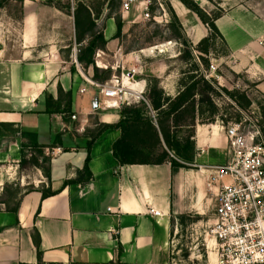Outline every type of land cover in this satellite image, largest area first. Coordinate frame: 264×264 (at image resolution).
Listing matches in <instances>:
<instances>
[{
    "label": "crops",
    "instance_id": "1",
    "mask_svg": "<svg viewBox=\"0 0 264 264\" xmlns=\"http://www.w3.org/2000/svg\"><path fill=\"white\" fill-rule=\"evenodd\" d=\"M66 1L67 12L23 0L17 53L0 45V189L21 170L23 150L26 162L28 155L38 161L23 165L26 183L14 208L0 202V264H171L175 216H204L216 205L217 187L209 189L207 182L208 167L227 159L219 120L202 122L195 105L193 163L176 168L168 160L121 165L112 153L121 134L114 125L123 106L143 102L136 97L150 108L151 87L177 97L190 72L183 50L203 75L207 68L198 64L197 45L209 28L180 0H134L128 10L121 9L122 0ZM193 1L208 14L218 13L219 35L207 56L217 66L218 82L258 95L263 106L264 0ZM79 7L87 8L94 28L76 40L82 32L74 19ZM46 15L60 24L50 17L46 22ZM172 15L187 46L167 36ZM150 19L163 29L164 42L130 47L138 25ZM93 43V54L85 55ZM100 72L107 76L99 79ZM112 76H122L131 103L101 108L98 88L86 80L105 83ZM47 97L57 111H46ZM103 125L108 128L89 145ZM46 148L54 154L46 156Z\"/></svg>",
    "mask_w": 264,
    "mask_h": 264
},
{
    "label": "built area",
    "instance_id": "2",
    "mask_svg": "<svg viewBox=\"0 0 264 264\" xmlns=\"http://www.w3.org/2000/svg\"><path fill=\"white\" fill-rule=\"evenodd\" d=\"M133 2L122 0L121 9L128 10ZM216 70L217 66L211 63L203 70L204 78L218 81ZM86 81L98 88L101 108L131 103L132 95L124 90L122 76L120 79L112 76L105 83ZM136 100L146 102L142 96ZM149 115L155 123L156 116L150 108ZM219 123L227 142V159L223 164L208 167L207 182L209 189L212 185L217 187L214 218L207 231L213 240L215 261L216 264H264V137L256 121L247 114L239 121L219 119ZM54 152L55 149L44 150L46 156ZM147 211L160 215L151 207Z\"/></svg>",
    "mask_w": 264,
    "mask_h": 264
},
{
    "label": "trees",
    "instance_id": "3",
    "mask_svg": "<svg viewBox=\"0 0 264 264\" xmlns=\"http://www.w3.org/2000/svg\"><path fill=\"white\" fill-rule=\"evenodd\" d=\"M180 1L195 12L200 20L209 28V35L197 45L199 52L206 55V58L198 57L201 65L203 68H207L209 65L207 56L213 51V41L219 35L214 24L218 13H206L193 0ZM74 19L76 29L81 28L82 30L81 34L77 33L76 40L92 32L94 23L87 8H76L74 10ZM169 28L171 34L175 35V38L181 39L183 44L187 46L185 40L182 38L180 26L174 15L171 17ZM98 37L100 36L95 38ZM84 52L85 55H92L94 52V43L91 46L88 45ZM183 55L191 56L187 49L183 51ZM80 58L81 56L79 55L78 59ZM186 79L188 80L187 84H185L184 89L174 99L163 96L162 90L157 87H151L149 89L146 98L151 110L157 112L155 123L149 115V108L143 102L138 105L123 106L121 108L120 119L114 125L120 129L121 134L112 145L113 156L121 165L161 164L168 160L176 168L193 163L194 143L191 137L195 120V105L197 104L198 106L197 114L199 118H204L205 120L202 119L203 121L211 122L213 120L212 116L216 111L211 95H216L217 91L213 86L214 82L205 79L203 75L196 71V68L190 70L188 75H186ZM221 90L229 97L235 98L234 92L225 88ZM242 98L245 99L244 95H242ZM164 104H166L165 109L163 108ZM245 104L249 105L250 101L246 100ZM56 106L57 104L47 97L46 111H57L58 108ZM186 114H190L191 116V120L188 122L184 118ZM260 115L262 118L260 128L264 137V106L262 105L260 107ZM99 127L98 132L90 137L89 145L101 131L108 128L106 125ZM182 128H188L187 135L181 134L183 132ZM37 152L40 155V150ZM169 152L180 161L178 162L170 158ZM30 161L33 164H38L36 157H32ZM24 162L26 160L23 150L21 163ZM83 172L87 175V178L90 176L86 164ZM45 195L43 193V196ZM33 241L35 245L38 244L35 237Z\"/></svg>",
    "mask_w": 264,
    "mask_h": 264
},
{
    "label": "rangeland",
    "instance_id": "4",
    "mask_svg": "<svg viewBox=\"0 0 264 264\" xmlns=\"http://www.w3.org/2000/svg\"><path fill=\"white\" fill-rule=\"evenodd\" d=\"M38 2L40 4L54 5L66 12L69 10L66 0H38ZM23 16V0H0V45L10 51L13 56L17 53L20 46ZM49 17L50 22L56 19V17L51 19V15H46V22L49 21ZM53 23L57 25L60 24V22L55 21H53ZM163 32V29L150 19L138 25L135 36L129 40V46L145 44V46L147 45L148 47L151 44H154V42L157 44L159 42L163 43L164 37L170 36L175 38V35L171 33L170 35L168 34L167 36H164ZM183 51L181 58L190 63L188 69L192 70V68L196 67V62L191 61V56L188 57L187 55H183ZM219 53L220 50L217 51L215 55H218ZM172 54H174V52H172ZM200 56L206 58L205 54ZM198 62H200V60ZM198 64L201 65V62ZM97 76L99 79H103L107 75L104 72H100ZM213 82V86L217 91L216 95H211L216 108V111L212 116L213 119H223L225 122H234L239 121L245 114H247L256 121L259 128L261 127L262 118L260 115V107L261 102H263L261 97L253 93L246 95L241 90V87L238 89L235 88V86L227 85L222 81L218 82L217 80H213ZM223 88L234 92L235 98H231L225 94L221 90ZM242 95H244L245 99L242 98ZM246 100L250 101L249 105L245 104ZM184 118L186 119V122L191 120L190 114H186ZM202 119L205 120L204 118ZM202 119L200 120L203 121ZM182 131V135H187L188 128H182ZM169 157L175 161H180L174 157L171 152H169ZM29 158L30 155H28L27 158L28 163L30 161L28 160ZM27 162L22 164L25 166ZM23 165L20 168L21 170L12 172L11 180H8L10 182H5L4 186L0 189V202L4 203L5 209L14 208L19 195L21 194L22 188L20 187V184L26 183L25 177H22L25 173ZM26 169L29 170V167ZM213 211L214 210H211L209 214L204 216L193 213L175 216L173 219L170 242L171 264H216L215 255L212 251L213 240L207 235L208 227L214 218Z\"/></svg>",
    "mask_w": 264,
    "mask_h": 264
},
{
    "label": "water",
    "instance_id": "5",
    "mask_svg": "<svg viewBox=\"0 0 264 264\" xmlns=\"http://www.w3.org/2000/svg\"><path fill=\"white\" fill-rule=\"evenodd\" d=\"M96 107H97V101L94 102V108H96Z\"/></svg>",
    "mask_w": 264,
    "mask_h": 264
}]
</instances>
